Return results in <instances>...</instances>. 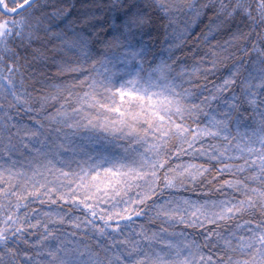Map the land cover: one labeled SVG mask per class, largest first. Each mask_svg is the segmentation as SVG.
Returning <instances> with one entry per match:
<instances>
[{"label": "snow or ice", "instance_id": "6c2138e0", "mask_svg": "<svg viewBox=\"0 0 264 264\" xmlns=\"http://www.w3.org/2000/svg\"><path fill=\"white\" fill-rule=\"evenodd\" d=\"M0 264H264V0H0Z\"/></svg>", "mask_w": 264, "mask_h": 264}]
</instances>
